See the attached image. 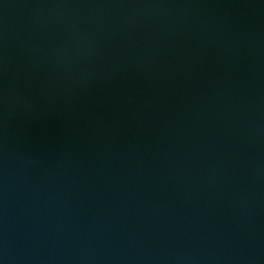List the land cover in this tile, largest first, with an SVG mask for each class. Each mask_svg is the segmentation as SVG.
Segmentation results:
<instances>
[{
  "label": "water",
  "instance_id": "95a60500",
  "mask_svg": "<svg viewBox=\"0 0 264 264\" xmlns=\"http://www.w3.org/2000/svg\"><path fill=\"white\" fill-rule=\"evenodd\" d=\"M0 264H264V0H0Z\"/></svg>",
  "mask_w": 264,
  "mask_h": 264
}]
</instances>
